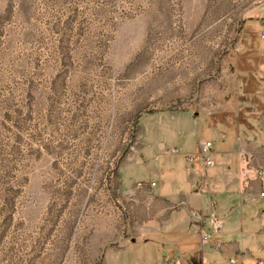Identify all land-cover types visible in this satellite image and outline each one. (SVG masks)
Returning <instances> with one entry per match:
<instances>
[{
    "label": "rangeland",
    "instance_id": "rangeland-1",
    "mask_svg": "<svg viewBox=\"0 0 264 264\" xmlns=\"http://www.w3.org/2000/svg\"><path fill=\"white\" fill-rule=\"evenodd\" d=\"M260 1L0 0V264H101L145 116L226 69Z\"/></svg>",
    "mask_w": 264,
    "mask_h": 264
},
{
    "label": "crops",
    "instance_id": "crops-1",
    "mask_svg": "<svg viewBox=\"0 0 264 264\" xmlns=\"http://www.w3.org/2000/svg\"><path fill=\"white\" fill-rule=\"evenodd\" d=\"M262 30L264 0L237 28L225 70L186 107L145 116L138 141L119 172L120 186L126 167L143 170V179L129 189L120 188L119 218L114 220L121 227L114 246L107 245L112 238L103 235L102 243L90 244L91 257L102 251L101 264H107L106 252L122 254L116 264L264 260ZM201 140L213 143L211 167L186 160ZM205 232L212 238L202 245Z\"/></svg>",
    "mask_w": 264,
    "mask_h": 264
},
{
    "label": "built area",
    "instance_id": "built-area-1",
    "mask_svg": "<svg viewBox=\"0 0 264 264\" xmlns=\"http://www.w3.org/2000/svg\"><path fill=\"white\" fill-rule=\"evenodd\" d=\"M259 38L264 39V30L259 33ZM212 150L213 143L207 140L199 141L197 148L192 154L186 156V160L190 164H194L197 162H202L206 167L213 166L212 161ZM173 153H176L174 150ZM262 176H264V170L261 172ZM155 184H150L151 187H154ZM138 187H141V184H137ZM261 197H264V192H262ZM215 227L218 228L219 224L216 222ZM211 233L205 232L201 235V244L206 245L211 241ZM261 240L264 243V234L261 236ZM173 264H181L178 260H175ZM228 264H238L234 258H230L228 260ZM257 264H264V260L258 261Z\"/></svg>",
    "mask_w": 264,
    "mask_h": 264
}]
</instances>
